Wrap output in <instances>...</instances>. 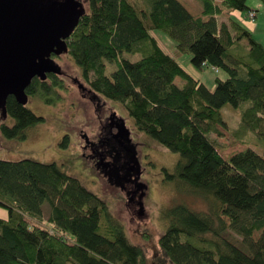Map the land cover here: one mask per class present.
I'll use <instances>...</instances> for the list:
<instances>
[{
	"label": "trees",
	"instance_id": "obj_1",
	"mask_svg": "<svg viewBox=\"0 0 264 264\" xmlns=\"http://www.w3.org/2000/svg\"><path fill=\"white\" fill-rule=\"evenodd\" d=\"M198 1L202 10L193 15L180 0H87L66 39L67 54L91 91L122 104L137 130L179 155L174 173L162 166L165 181L177 177L184 193L206 201V210L182 202L159 209L165 231L153 264H264V153L218 152L221 129L241 143L252 136L264 141V48L238 21L218 23L226 11L253 12L247 0ZM153 31L189 54L196 68H221L227 77L216 76L208 89L160 47ZM244 38L246 53L236 59L229 49ZM107 63L115 66L109 74ZM60 73L34 77L28 98L56 106L66 90ZM227 106L239 109L235 131L222 118ZM5 109L13 120L9 126L0 109L6 138L24 140L28 128L44 122L12 95ZM68 144L64 135L60 146ZM91 146L111 184L129 195L135 189L129 181L142 190L122 118L111 115ZM0 206L8 213L0 218V264H150L144 243L126 236L105 201L54 161L0 159Z\"/></svg>",
	"mask_w": 264,
	"mask_h": 264
},
{
	"label": "rangeland",
	"instance_id": "obj_2",
	"mask_svg": "<svg viewBox=\"0 0 264 264\" xmlns=\"http://www.w3.org/2000/svg\"><path fill=\"white\" fill-rule=\"evenodd\" d=\"M180 1L193 15L200 14L201 1ZM82 4L87 11V0H84ZM253 4H260L263 7L260 0H247V6L252 7ZM252 9L258 8L252 7ZM238 14L246 17L247 11H231L224 19L227 21L230 17L239 21ZM223 17H226V14ZM223 17H218V23H222ZM250 19L252 18L248 20ZM251 30L250 28L249 31ZM151 34L167 54L176 59L192 77L203 82L208 89L214 88L216 76L222 79L227 77V73L221 68L216 70L210 65L202 69L196 68L190 61V55L179 53L174 42L167 36L158 31H153ZM251 35L261 37L258 33H251ZM247 46V39L244 38L238 46H232L229 52L234 58L241 59L246 53ZM126 54L124 55L127 56ZM137 58L138 55L129 56L131 60ZM53 60L59 66L61 72L59 76L66 88L62 91L64 99L56 106H50L28 98L25 105L36 115L42 116L44 122L28 128L24 140L9 139L0 134V159L31 158L41 162L54 161L60 164L69 175L79 179L88 190L105 201L113 215L124 225L126 236L133 243H144L149 263L153 264L158 250L157 239L165 231V224L159 215V209L182 202L193 209L206 210V201L193 194L184 193L185 190H182V184L177 177L165 181L167 179L162 166L166 167L169 173H174L173 167L179 159L178 154L167 151L155 139L137 130L122 104L91 91L82 78L80 68L70 55L61 53L53 56ZM107 64L106 74H109L115 66ZM174 82L179 87L183 85V80L180 78H176ZM238 111V108L230 106L222 109V118L232 130L239 125ZM111 115L122 118L129 130L130 139L135 144L140 168L138 181L143 184V188L134 195L133 199L121 186L111 184L109 176L107 177L97 165L98 157L90 145L97 143L103 125L106 120L109 121ZM5 119L6 123L11 126L13 120L10 117H5ZM221 132L222 136L218 137L220 144L218 152L223 158L246 147L263 155L264 141L258 137L252 136L241 143L227 130L221 129ZM64 135H68L69 138L67 147L60 146ZM151 162L155 166L151 165ZM42 207L44 217H46L49 211L48 206L43 204ZM7 216L6 208L0 206V218H7ZM68 237L71 239V236Z\"/></svg>",
	"mask_w": 264,
	"mask_h": 264
},
{
	"label": "water",
	"instance_id": "obj_3",
	"mask_svg": "<svg viewBox=\"0 0 264 264\" xmlns=\"http://www.w3.org/2000/svg\"><path fill=\"white\" fill-rule=\"evenodd\" d=\"M86 13L78 0H0V109L12 95L25 105L26 87L34 77L59 73L50 55L67 53L66 39Z\"/></svg>",
	"mask_w": 264,
	"mask_h": 264
},
{
	"label": "crops",
	"instance_id": "obj_4",
	"mask_svg": "<svg viewBox=\"0 0 264 264\" xmlns=\"http://www.w3.org/2000/svg\"><path fill=\"white\" fill-rule=\"evenodd\" d=\"M216 3H218V0H215ZM248 7L250 8V11L254 12V17L250 20H248L250 17L248 15L247 12V16H243V14H238L239 15V23L242 24L248 31L250 30V28L252 29L251 33H258V35L260 34L261 37H253L256 41L260 42L264 48V4L263 7L260 4H253L252 7L258 8L260 9L259 12L257 13L258 9H252V7L250 5H248ZM231 11H226L224 14L220 15V17H223V21L222 22H228L225 21L224 18H227V14H229ZM257 35V36H258Z\"/></svg>",
	"mask_w": 264,
	"mask_h": 264
},
{
	"label": "flooded vegetation",
	"instance_id": "obj_5",
	"mask_svg": "<svg viewBox=\"0 0 264 264\" xmlns=\"http://www.w3.org/2000/svg\"><path fill=\"white\" fill-rule=\"evenodd\" d=\"M42 5H47L48 4V2L50 1V0H38ZM51 1H58V2H62V0H51ZM81 4L83 3V1L84 0H78ZM83 5V4H82ZM84 7V6H83ZM53 56H55V55H53V54H51L50 55V57H49V59H53ZM90 145H92V144H90ZM138 182V181H137ZM136 182V183H137ZM129 183H130V187H134L135 189L132 191V194H131V199H133L134 198V195L136 194V191H137V188H138V186H137V184H135L134 182H132V181H129ZM128 193V192H127Z\"/></svg>",
	"mask_w": 264,
	"mask_h": 264
},
{
	"label": "built area",
	"instance_id": "obj_6",
	"mask_svg": "<svg viewBox=\"0 0 264 264\" xmlns=\"http://www.w3.org/2000/svg\"><path fill=\"white\" fill-rule=\"evenodd\" d=\"M248 15H249L250 18H253L254 13L253 12H249Z\"/></svg>",
	"mask_w": 264,
	"mask_h": 264
}]
</instances>
